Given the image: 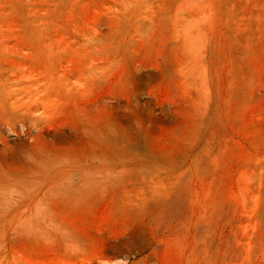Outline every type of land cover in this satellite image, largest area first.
Segmentation results:
<instances>
[{"label":"rangeland","instance_id":"374dc122","mask_svg":"<svg viewBox=\"0 0 264 264\" xmlns=\"http://www.w3.org/2000/svg\"><path fill=\"white\" fill-rule=\"evenodd\" d=\"M0 3L35 34L18 48L67 53L62 64L109 74L94 105L121 123L130 110L182 163L143 210L103 205L70 264H264V0ZM191 24L201 29L213 103L178 143L190 105L170 49Z\"/></svg>","mask_w":264,"mask_h":264},{"label":"bare ground","instance_id":"6f19581e","mask_svg":"<svg viewBox=\"0 0 264 264\" xmlns=\"http://www.w3.org/2000/svg\"><path fill=\"white\" fill-rule=\"evenodd\" d=\"M34 38L0 3V264H70L103 205L135 214L183 167L164 151L169 140L142 131L130 110L121 123L94 105L109 74L62 64L72 58L67 53L18 48ZM204 49L194 24L171 45L176 87L190 105L178 143L212 108Z\"/></svg>","mask_w":264,"mask_h":264}]
</instances>
